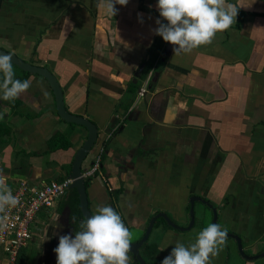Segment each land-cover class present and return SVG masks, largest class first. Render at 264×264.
<instances>
[{
	"label": "crops",
	"instance_id": "1",
	"mask_svg": "<svg viewBox=\"0 0 264 264\" xmlns=\"http://www.w3.org/2000/svg\"><path fill=\"white\" fill-rule=\"evenodd\" d=\"M190 1L0 0V48L48 67L68 110L96 123L99 137L83 163L86 171L102 153L101 172L87 185L95 216L137 241L159 211L188 226L190 198L198 195L217 206L221 231L237 234L247 254H259L264 0ZM161 36L169 44L134 82ZM9 63L0 57V74L7 73L0 80V198L21 179L39 186L69 177L89 133L76 124L71 146L49 151L51 136L70 122L58 114L45 77ZM71 190L38 212L18 264H68L66 245L75 242L60 216ZM199 202L192 229L155 221L149 242L159 255L148 264H229L241 256L236 239L214 235L212 212ZM81 225L77 235L83 231L89 247H76L79 264H136L103 231ZM245 260L264 264V256ZM0 264H7L2 246Z\"/></svg>",
	"mask_w": 264,
	"mask_h": 264
},
{
	"label": "water",
	"instance_id": "2",
	"mask_svg": "<svg viewBox=\"0 0 264 264\" xmlns=\"http://www.w3.org/2000/svg\"><path fill=\"white\" fill-rule=\"evenodd\" d=\"M0 57L18 66L20 69L26 72L39 74L45 77L48 80L54 92L57 111L60 117L68 122L83 125L88 129L89 131L88 138L85 140L82 147L77 150L74 157V161L72 164V172L69 175V177L72 179V184L70 185V189H76L79 193L80 208L85 220L95 228L103 231L104 234L108 236L109 239L113 241L120 250L131 253L135 263L148 264L147 261L142 256L141 247L149 240L155 221L158 218L160 217L164 218L171 227L180 231H186L191 227H193L196 221V213H195L196 201L203 202L213 210L214 212L213 227H214V233L217 236V238L221 239L225 237H232L236 239L240 253L244 258L248 260L258 259L264 256V251L255 255L247 254L243 247L242 239L237 234L234 233L220 234L217 223L218 220L217 206H215L208 199L202 198L198 195L192 196L190 198L191 222L188 227H183L181 225L174 223L166 212H160L152 217L144 236L138 241L129 240V238L126 237V235L124 234L122 235L121 229L116 225H114L112 222H108L106 220H103L95 216L89 208L87 183H86V178L84 176L83 162L90 154V152L92 151L98 140L99 129L96 123L87 116L74 114L68 110L65 104L64 92L60 85V82L57 76L48 67L23 60L17 54L2 48H0ZM145 67H146V62H143L135 74L134 82H137V80L142 76ZM60 220L66 225L67 232L69 233L70 236H72L75 242L74 244L73 241L69 240L70 243L68 242V244L66 245V253H67L66 262H68V264H79L81 262V259L79 260V256L77 254L78 250L80 251V253L81 252L84 253V251L87 250V248L89 247L88 240H86V238L83 236L84 232L82 231L81 239L77 235L78 230H83L82 229L83 225L78 224L76 219L73 218L72 209L70 206H67L63 210L60 216ZM78 244L80 245V249L77 250L76 247L78 246ZM82 264H84V261L82 262Z\"/></svg>",
	"mask_w": 264,
	"mask_h": 264
},
{
	"label": "built area",
	"instance_id": "3",
	"mask_svg": "<svg viewBox=\"0 0 264 264\" xmlns=\"http://www.w3.org/2000/svg\"><path fill=\"white\" fill-rule=\"evenodd\" d=\"M146 89L141 90V94ZM102 153H98L92 166L85 171V177L100 172ZM72 179L66 177L51 180L36 186L27 179H21L17 187L3 193L0 198V246L7 255V264H18L20 250L32 238V223L43 208H54L70 190Z\"/></svg>",
	"mask_w": 264,
	"mask_h": 264
},
{
	"label": "trees",
	"instance_id": "4",
	"mask_svg": "<svg viewBox=\"0 0 264 264\" xmlns=\"http://www.w3.org/2000/svg\"><path fill=\"white\" fill-rule=\"evenodd\" d=\"M194 3V0H191L189 5L192 6ZM189 6V7H190ZM170 42V41H169ZM169 42H167V37H163L161 36L159 39H157V41L155 42L152 50H151V56L150 59L148 61V65L143 73V75H146L147 72L156 64V62L159 60L160 55L162 54V51L164 50V48L169 44ZM10 64V63H9ZM16 66V65H13ZM17 67V66H16ZM22 72L26 73L25 71L21 70ZM6 70L2 69L1 74H0V80L5 79V75H6ZM26 74H30L29 72ZM8 82V78L7 81ZM13 83V82H11ZM17 85L21 86L22 83H17ZM132 87H136L135 84L132 85ZM69 128L67 131L65 132H58L54 135L51 136V138L49 139V151H53V150H58V149H68L71 146V141H70V135L75 127V123L70 122L69 123ZM92 178H87L86 179V183L87 185L89 184L90 180ZM119 194V191H117V195ZM72 209V216L73 218L76 219V221L78 222V224H86V220L82 215L81 212V208H80V199H79V193L76 189H72L71 193L68 197V201H67ZM158 220H162V218L158 219ZM148 247L149 245L146 244L144 246L145 250L148 251ZM153 247V246H152ZM144 251V250H143ZM151 252V251H150Z\"/></svg>",
	"mask_w": 264,
	"mask_h": 264
},
{
	"label": "flooded vegetation",
	"instance_id": "5",
	"mask_svg": "<svg viewBox=\"0 0 264 264\" xmlns=\"http://www.w3.org/2000/svg\"><path fill=\"white\" fill-rule=\"evenodd\" d=\"M95 147V146H94ZM91 153V152H90ZM88 157V156H87ZM96 157V156H95ZM95 157H94V160H95ZM94 160H93V162H94ZM85 161V160H84ZM93 162H92V164H93ZM84 163V162H83ZM92 164H91V166H92ZM102 164H103V157H102V162H101V168H102ZM90 166V167H91ZM89 167V168H90ZM88 168V169H89ZM101 168H100V172H101ZM87 169V170H88ZM100 172H98V173H100ZM84 173H85V171H84ZM97 174V173H96ZM95 174V175H96ZM94 175V176H95ZM93 177V176H92ZM92 177H85L86 179L87 178H92ZM70 191V190H69ZM69 191H68V193H69ZM68 193L66 194V196L68 195ZM65 196V197H66ZM206 199V198H205ZM199 203H201V201L199 202ZM203 203V202H202ZM195 204H196V202H195ZM204 204V203H203ZM205 205V208L206 209H208V210H211V212H212V215H213V219H214V212H213V210L208 206V205H206V204H204ZM189 214H190V218H191V213H190V207H189ZM158 213H160V211L158 212ZM157 213V214H158ZM195 213H196V210H195ZM218 213V220H217V223H218V230H219V233L220 234H222V233H230V232H223V231H221L220 229H219V211L217 212ZM156 215V214H155ZM154 216V215H153ZM152 216V217H153ZM169 217L172 219V221L174 222V223H176V224H178L177 222H176V220H174L170 215H169ZM160 218H162V217H160ZM159 218V219H160ZM152 219V218H151ZM151 221V220H150ZM162 221H166L164 218H162ZM190 222H191V220H190ZM190 222H189V224H188V226L190 225ZM166 223H167V221H166ZM195 223H196V221H195ZM179 225V224H178ZM195 225V224H194ZM194 225H193V227H191L190 229H192V228H194ZM188 226H184V227H188ZM211 227H212V230H213V233H214V227H213V222H212V225H211ZM214 235H215V233H214ZM216 236V235H215ZM225 238H227V237H225ZM138 241V240H137ZM146 244H148L149 245V247H148V251H146L145 250V248H144V246L146 245ZM153 246V247H152ZM158 247H157V245L156 244H150V242H149V240L141 247V253H142V256L144 257V259L147 261V263H148V258H149V256H154V258L155 257H158L157 255H159L158 254V249H157ZM144 250V251H143ZM151 251V252H150ZM135 262V261H134ZM136 264H139V263H136Z\"/></svg>",
	"mask_w": 264,
	"mask_h": 264
},
{
	"label": "rangeland",
	"instance_id": "6",
	"mask_svg": "<svg viewBox=\"0 0 264 264\" xmlns=\"http://www.w3.org/2000/svg\"><path fill=\"white\" fill-rule=\"evenodd\" d=\"M212 222H213V217L211 216V218L209 219V227L210 228H211ZM232 244H234V243H232ZM237 245L238 244H236V247H238ZM238 251H239V248H238ZM241 256H242V254H241ZM241 256H236L234 258H231L230 261H229V264H246L245 258H243Z\"/></svg>",
	"mask_w": 264,
	"mask_h": 264
}]
</instances>
